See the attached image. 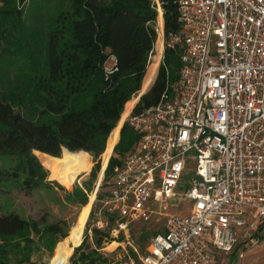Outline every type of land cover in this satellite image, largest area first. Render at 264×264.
I'll use <instances>...</instances> for the list:
<instances>
[{
	"label": "built area",
	"instance_id": "1",
	"mask_svg": "<svg viewBox=\"0 0 264 264\" xmlns=\"http://www.w3.org/2000/svg\"><path fill=\"white\" fill-rule=\"evenodd\" d=\"M177 4L180 31L165 39L159 25L161 51L154 44L149 60L179 48L178 77H167L156 105L126 117L137 143L115 168L88 233L112 222L117 238L169 201L190 208L167 216L144 254L106 264H217L216 254H230L239 238L256 243V221L264 227V0ZM108 59L105 79L117 71ZM190 162L194 177L182 192Z\"/></svg>",
	"mask_w": 264,
	"mask_h": 264
},
{
	"label": "trees",
	"instance_id": "2",
	"mask_svg": "<svg viewBox=\"0 0 264 264\" xmlns=\"http://www.w3.org/2000/svg\"><path fill=\"white\" fill-rule=\"evenodd\" d=\"M67 1L65 8L58 6L59 2L54 3L55 8L58 6V15L44 37L45 57L38 52L41 60L36 61L31 56L34 51L29 44L32 40L37 41L38 34H26L24 31L23 19H33L30 8L23 17V11L15 0H0V41L14 50L3 47V51L14 53L24 47L28 49L26 53L21 51L24 65L14 78L17 84L14 90L20 92L19 95L10 89L0 91V158L16 160L5 176V172H0V181L18 183L22 179L21 184L28 189L46 185L48 168L42 158L61 160L65 154H89L94 162L101 156L103 164L112 135L131 104L129 99L140 90L157 38L155 25L158 12L155 3L152 0ZM158 1L163 33L167 38L169 34L180 31L178 0ZM33 20L38 23L42 19L37 16ZM29 56L30 59H27ZM179 56V48H164L157 76L149 90L139 98L132 114L159 102L167 77L170 82L178 77ZM109 57L115 58L117 71L105 79L103 68ZM26 97L31 104L37 102V98L41 101L43 108L38 115L34 114L36 119L26 118L15 111L16 104ZM44 117L47 120H43ZM119 132V142L117 139L118 144L116 142L115 148L113 146V155L111 151L104 172L106 180L120 165L119 159L131 149L133 151L137 143L136 134L126 122ZM62 149L69 152L64 151L61 155ZM98 170L97 163L91 172L92 177ZM51 180L65 189L53 178ZM77 197L80 203H84L85 196L81 191H78ZM29 228L36 232L35 225L17 213H0V237L25 235ZM46 229L59 231L55 225ZM93 235L95 244L102 245L101 233L94 231ZM79 249L71 258L68 257L69 264H82V260L86 264H97L96 260L83 255L78 258ZM18 253V246L0 248V264H9L10 254L16 261L14 264L26 262L24 255L18 257ZM63 259L67 263L65 256Z\"/></svg>",
	"mask_w": 264,
	"mask_h": 264
},
{
	"label": "rangeland",
	"instance_id": "3",
	"mask_svg": "<svg viewBox=\"0 0 264 264\" xmlns=\"http://www.w3.org/2000/svg\"><path fill=\"white\" fill-rule=\"evenodd\" d=\"M152 1L155 2V0ZM55 2H59L58 6H61L62 8L68 6L67 0H25L23 2L15 0V4L17 5L19 3L20 10L23 11V17L27 14V9L30 8L33 19H36L37 16L39 19H42L38 23L34 22V20L31 18L23 19L25 33L30 34L32 32H36L38 34L37 41L32 40V43L29 44L33 47L32 50L34 51L31 56L36 61L41 60L40 53L42 54L43 58L45 57L44 37L46 34H48L47 32L50 30V28H52L55 22L54 20L58 15V6L56 8L53 6ZM157 27H159L158 17L155 29ZM157 46L158 43L156 39L155 47ZM3 47H6V49L10 51H14L12 47L9 48L5 43L0 41V91H7L10 89L15 95H19L20 92L14 90V87L17 85L15 84L14 78L15 74L21 70V65H24L23 56L21 57L22 52L26 53V50L28 49L27 47H24V49H19V51L14 53H5L3 51ZM157 51H159L158 47ZM38 52H40L39 55ZM27 59H30V56L27 57ZM158 60V53L155 54L150 60L148 59L146 73L149 66L153 64H156L158 72V67L162 62L160 61L158 65ZM111 64L112 62L107 59L106 67H110ZM157 72H155L156 74L153 78L152 84L157 76ZM144 78L145 76L142 79L140 90L130 97L129 101H131V103L134 98H137L140 94H145L152 86L151 84L147 90L143 91L142 87ZM36 101L37 102H32L31 104L29 99L26 97L21 103L16 104L15 111L19 112L26 118L31 117L36 119L34 114L36 113L38 115V113H40L43 108L42 104H40L41 101L38 98ZM129 106H131V104ZM42 119L47 120V117ZM121 121L122 118L119 123H121ZM125 122L126 121H124V123ZM119 123L115 129L116 136L113 138L114 132L111 138L110 148L106 150V157L103 161V164L101 156L98 161L94 162L93 158L88 154L90 162L89 170L87 172L76 174L71 182L72 185L70 184L71 186H66L58 181L54 177L49 165L45 163L44 159H42V161L47 166L49 171L41 165L38 159L37 160L47 171V176L45 178L46 185H40L34 189H28L25 188V185L21 184L22 179H20V182L18 183L6 180L0 181V213H17L30 224H34L36 228V232L32 228H29L25 231V235H17L15 237L9 238L0 237V248L7 247V245L13 247L18 246V257L24 255L23 257L26 259V262H23L22 264H55L60 260H64V256L66 257L68 264V257L70 256L71 258L77 248H80L77 252L78 258L83 255L86 258L96 260L95 262L97 264H106L108 261H112L117 258H137V255L144 254L146 244L148 243L150 237L164 231V225L167 216L173 214L185 215L187 213L188 209L190 208V204L188 202H178L177 200L169 201L163 205L153 206L152 211L155 213L150 214L147 220H139L129 224L127 232L125 234H121L122 236H118L117 238L111 237L109 235V227H112V222L108 223L100 230L95 229L90 234L88 233V228L91 223L93 213L99 208V200L102 197L101 195L107 190L108 183L112 181L114 177L116 167L113 169L109 180L105 179L104 172L108 166V162L111 158L110 154L113 146L117 142V139L119 142V131L122 128L119 127ZM131 151L132 149L129 152ZM126 154H124V156ZM33 155L35 156L34 153ZM124 156L119 159L120 162ZM63 159L64 157L61 160ZM15 162L16 160L14 158H0V172H5V176L7 172L10 171L11 166H13ZM97 163L99 170L95 171L94 177H92L91 172ZM193 171L194 163L190 162L187 164V168L182 174L181 181L179 183L180 191L183 192L189 188V183L194 177ZM101 172L102 177L100 179V184H98L99 174ZM50 177L56 182L62 184L65 189L53 182ZM97 186H100V190L95 195L89 212V208L86 209L89 203V197L96 191ZM78 191H81L84 194V203H80L77 197ZM83 218H85V222L83 224L82 235L80 239L77 240L76 236ZM49 225H55L59 231H48L46 228ZM94 231L101 233L100 236L103 237V243L100 246L95 244V237L93 235ZM64 235L66 236L64 237ZM61 242H63V244L57 246ZM112 243H116V245ZM128 243L136 245L138 254H134L132 252ZM108 246L110 247L108 248ZM11 249L12 248H9L8 250ZM58 259L60 260L58 261ZM8 262L9 264L16 263L12 254L9 255ZM222 262L223 258L219 257V259H217V264ZM81 263L86 264V262L83 260Z\"/></svg>",
	"mask_w": 264,
	"mask_h": 264
},
{
	"label": "bare ground",
	"instance_id": "4",
	"mask_svg": "<svg viewBox=\"0 0 264 264\" xmlns=\"http://www.w3.org/2000/svg\"><path fill=\"white\" fill-rule=\"evenodd\" d=\"M155 1H157V0H155ZM158 22H159V25L162 26L161 25L162 24L161 8H158ZM157 43H158L157 47L159 50L158 52H160L161 51V40L159 39ZM155 72H156V64L149 66L147 73L145 75V78L143 80V87H142L143 91L147 90L151 86L153 78L155 76ZM136 101H137V98H134L132 100L131 106H129L128 109L123 114L122 121H121V123H119L120 128L122 127V125H123L126 117L128 116V114L132 111L134 105L136 104ZM115 136H116V132L114 133L113 138ZM42 159H44L45 162L49 165L51 171L53 172L54 177L66 185L71 184V182L74 179V177L76 176V174L87 172L90 168V162H89V155L88 154H81L79 156H74L71 154H65L63 160L49 159V158H42ZM101 177H102V172L99 174V181H100ZM94 198H95V192L92 193L89 197V203L86 207V209L89 208V212H90L91 205L94 201ZM84 222H85V218H83L81 223H80L79 230H78V233L76 236L77 240H79L81 235H82ZM112 244L116 245V243H112ZM112 244H110V245H112ZM109 247L110 246H108V248ZM55 264H67V263L65 262V260H60L59 262H57Z\"/></svg>",
	"mask_w": 264,
	"mask_h": 264
},
{
	"label": "crops",
	"instance_id": "5",
	"mask_svg": "<svg viewBox=\"0 0 264 264\" xmlns=\"http://www.w3.org/2000/svg\"><path fill=\"white\" fill-rule=\"evenodd\" d=\"M161 25L163 28V19ZM160 61L158 60V65ZM255 223L253 235L256 243L252 244L250 240L239 238L234 250L230 254H216L217 259L219 257L223 258V262L220 264H264V227L257 221Z\"/></svg>",
	"mask_w": 264,
	"mask_h": 264
},
{
	"label": "water",
	"instance_id": "6",
	"mask_svg": "<svg viewBox=\"0 0 264 264\" xmlns=\"http://www.w3.org/2000/svg\"><path fill=\"white\" fill-rule=\"evenodd\" d=\"M142 95H143V94H142ZM142 95H141V96H142ZM64 151L69 152V151L66 150V149H62V153H61V155L63 154ZM33 153H34V152H33ZM68 264H69V261H68Z\"/></svg>",
	"mask_w": 264,
	"mask_h": 264
}]
</instances>
